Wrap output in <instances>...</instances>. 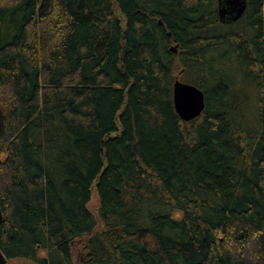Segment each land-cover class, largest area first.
Masks as SVG:
<instances>
[{"label": "trees", "instance_id": "1", "mask_svg": "<svg viewBox=\"0 0 264 264\" xmlns=\"http://www.w3.org/2000/svg\"><path fill=\"white\" fill-rule=\"evenodd\" d=\"M0 212L6 264H264V0H0Z\"/></svg>", "mask_w": 264, "mask_h": 264}, {"label": "water", "instance_id": "2", "mask_svg": "<svg viewBox=\"0 0 264 264\" xmlns=\"http://www.w3.org/2000/svg\"><path fill=\"white\" fill-rule=\"evenodd\" d=\"M246 0H219L218 13L222 21H235L244 12ZM175 50V46L171 47ZM172 99L175 112L182 121H191L201 115L205 107L204 93L196 85L175 78L172 85ZM1 222V212H0ZM6 258L0 251V264Z\"/></svg>", "mask_w": 264, "mask_h": 264}, {"label": "rangeland", "instance_id": "3", "mask_svg": "<svg viewBox=\"0 0 264 264\" xmlns=\"http://www.w3.org/2000/svg\"><path fill=\"white\" fill-rule=\"evenodd\" d=\"M97 206H98V200H97V196H96L95 190L93 189L90 201L88 203V207L94 214H96ZM74 258L75 259L77 258L76 251H74ZM9 263H11V262L7 261V264H9ZM75 264H76V260H75Z\"/></svg>", "mask_w": 264, "mask_h": 264}, {"label": "flooded vegetation", "instance_id": "4", "mask_svg": "<svg viewBox=\"0 0 264 264\" xmlns=\"http://www.w3.org/2000/svg\"><path fill=\"white\" fill-rule=\"evenodd\" d=\"M222 2H224V0H221ZM218 6H219V0H217V13H218ZM218 17H219V13H218ZM240 18V17H239ZM219 20L221 21V22H232V21H222L221 19H220V17H219Z\"/></svg>", "mask_w": 264, "mask_h": 264}]
</instances>
